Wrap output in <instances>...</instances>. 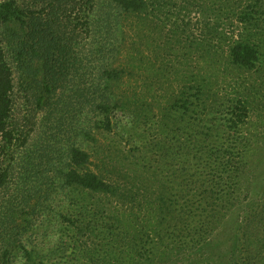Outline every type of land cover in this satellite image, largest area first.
<instances>
[{
    "label": "trees",
    "instance_id": "obj_1",
    "mask_svg": "<svg viewBox=\"0 0 264 264\" xmlns=\"http://www.w3.org/2000/svg\"><path fill=\"white\" fill-rule=\"evenodd\" d=\"M169 3L90 0L87 36L80 38L56 30L43 12L25 10L18 0H0L2 148L9 152L16 146L18 152L14 65L46 110L42 129L22 141L13 163L0 168V264H264V175L249 174L254 186L244 196L241 188L259 146L252 132H260L248 126L251 103L241 96L225 102L199 77L181 85L161 116L156 152L153 147L142 152L144 169L163 187L153 221L136 223L133 209L109 210L110 222L103 223H110L111 235L103 227L102 247L94 241L91 227L98 219L92 210L103 205L102 196L120 195L116 182L92 168L90 147L116 130V112L131 105L117 92L133 74L137 61L132 53L140 48L129 44L126 22L151 21L165 28L159 12ZM231 11L242 30L229 44V60L254 70L261 59L264 0L236 1ZM122 125L130 131L127 123ZM154 156L165 162L154 167ZM227 221V226L232 222L225 229ZM144 223L151 225L146 231ZM77 243L83 244L82 256L68 250ZM56 250L63 257L70 252L72 262L58 260Z\"/></svg>",
    "mask_w": 264,
    "mask_h": 264
},
{
    "label": "rangeland",
    "instance_id": "obj_2",
    "mask_svg": "<svg viewBox=\"0 0 264 264\" xmlns=\"http://www.w3.org/2000/svg\"><path fill=\"white\" fill-rule=\"evenodd\" d=\"M18 1L25 10L30 8L43 12L41 15L44 20L53 24L56 30H65L69 37L74 33L81 34L80 38L87 36L86 20L90 0ZM164 1L167 0H162ZM236 1L239 0H168L169 5L159 12L165 28L154 25L151 21L146 24L139 23L136 19L126 22L129 44L136 49L139 46L142 52L139 49L133 51V60L137 61L135 70L130 78L123 80L117 87L119 95L129 98L131 105L125 111L116 112L117 122H120L116 130L107 136H101L90 147L92 168L108 180L116 182L120 193L119 197L102 196L103 205L97 204L98 207H94L91 212L92 217L98 219L91 218V230L98 247H102L99 244L103 227L110 234L107 230L110 223L105 226L103 223L110 222L109 210L123 212L133 209L137 214L136 223L153 221L152 213L155 212V201L162 182L154 177L152 171L144 169L142 152H148L151 147L156 152V128L161 116L169 110L170 102L177 96L181 85L193 82V78L199 77L225 102L237 96L249 100L251 117L248 126L256 127L260 135L251 131L255 144L259 146L241 178L242 196L254 186L251 173L257 174L259 179L264 175V31L261 36L258 34L262 47L261 59L256 69L246 70L230 62L229 44L240 36L242 30L231 11V6ZM3 30L4 25L0 22V37ZM258 31L262 32L260 29ZM219 32L222 34L218 35ZM141 36L144 38L141 39ZM82 46L80 44L79 47ZM79 47L76 45V48ZM14 73L12 121L19 129L16 134L18 152L15 153L16 146L13 151L8 152L0 142V168L13 163V158L21 154L22 141L27 136L32 139L42 129L41 121L46 111L36 101L37 90L27 80L20 78L19 69L15 65ZM142 104V108H137ZM143 110L148 118L143 115ZM126 123L129 125V132L122 127ZM149 154L152 155L153 152ZM157 158L159 157L154 156L151 160L156 165L154 167L165 162L156 161ZM166 189L172 194L173 189ZM97 200L100 198H96L95 202ZM143 216L146 218H142ZM41 220L42 218L37 217L36 224ZM43 220L48 225L58 226L51 218ZM228 221L224 225L225 229L231 225L232 221L227 226ZM140 225L144 231L151 226L150 223ZM145 239L147 236H144ZM82 245L77 243L68 250L73 251L75 256H82L79 250ZM60 252L56 250L58 260L68 258L72 262L73 258L68 257L70 252L64 253L65 257Z\"/></svg>",
    "mask_w": 264,
    "mask_h": 264
}]
</instances>
